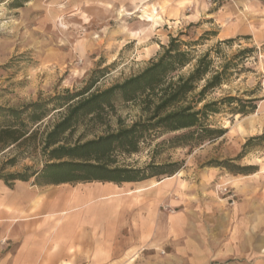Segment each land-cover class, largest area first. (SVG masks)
<instances>
[{
    "label": "rangeland",
    "instance_id": "1",
    "mask_svg": "<svg viewBox=\"0 0 264 264\" xmlns=\"http://www.w3.org/2000/svg\"><path fill=\"white\" fill-rule=\"evenodd\" d=\"M159 1L0 0V106L21 108L67 90H79L97 68L109 67V73L98 84V88H106L140 72L163 52L171 36L186 30L190 24L200 23L196 29L197 54L213 48L215 69L221 70L230 60L233 67L231 75L220 87L207 93L205 101L229 96L258 98L256 111L241 114L237 113L241 103L220 104L219 112L209 115L207 124L226 129L222 137L204 143L190 140L173 146L165 141L170 134L160 133L143 143L138 153L120 156V159L136 167L178 163L180 168L173 175L181 173L180 179L177 178L179 182L192 185H199L203 175L212 170L244 175L215 166L216 161L254 166L255 171L264 169V139L255 140L243 149L251 137L264 134V43L238 36L228 38L233 39L230 43L219 45V41L227 39L217 40L219 28L213 21L203 16L198 22L187 24L182 16H163L166 10L158 5ZM208 2L211 10L239 2H256L264 10V0ZM243 8L248 10L247 5ZM243 49H251V52L236 56ZM119 114L131 123L137 118L138 109L121 105ZM10 120L7 115H0V127ZM41 166V155L31 156L13 146L0 153L2 175ZM173 175L143 181L154 183ZM222 183L232 186L230 181L220 179L210 186L218 197L227 199L218 190ZM232 189L235 192L233 186ZM0 242L5 244L6 239Z\"/></svg>",
    "mask_w": 264,
    "mask_h": 264
},
{
    "label": "crops",
    "instance_id": "2",
    "mask_svg": "<svg viewBox=\"0 0 264 264\" xmlns=\"http://www.w3.org/2000/svg\"><path fill=\"white\" fill-rule=\"evenodd\" d=\"M158 5L187 24L207 17L217 40L264 43L256 2L214 10L208 0ZM180 174L147 184L0 180V264H264V169L212 170L199 185L182 184ZM216 179L231 182L234 204L215 194Z\"/></svg>",
    "mask_w": 264,
    "mask_h": 264
},
{
    "label": "trees",
    "instance_id": "3",
    "mask_svg": "<svg viewBox=\"0 0 264 264\" xmlns=\"http://www.w3.org/2000/svg\"><path fill=\"white\" fill-rule=\"evenodd\" d=\"M199 26L190 24L171 36L163 52L145 68L106 88L100 89L98 84L109 67L97 68L79 90H67L21 108L0 106V115L11 118L0 127V153L13 146L42 157L41 167L0 174V179L7 183L34 179L39 185L93 181L121 184L175 174L178 163L136 167L122 163L120 156L138 153L143 143L160 133L170 134L165 141L173 146L190 140L204 143L218 139L227 130L208 125L207 120L219 112L220 104L241 103L237 113L248 114L256 111L259 101L235 96L205 101L207 93L220 87L233 67L230 60L221 70L215 69L213 48L197 54ZM249 52L251 49H243L236 56ZM121 105L135 106L137 118L127 123L119 114ZM262 139L264 134L251 137L243 149ZM214 164L236 174L255 172L254 166H239L229 160Z\"/></svg>",
    "mask_w": 264,
    "mask_h": 264
},
{
    "label": "built area",
    "instance_id": "4",
    "mask_svg": "<svg viewBox=\"0 0 264 264\" xmlns=\"http://www.w3.org/2000/svg\"><path fill=\"white\" fill-rule=\"evenodd\" d=\"M218 188H219L218 190H219L220 194H222L224 197L229 199L231 204L235 203L236 194L233 191L232 186H230V183H222L218 186Z\"/></svg>",
    "mask_w": 264,
    "mask_h": 264
},
{
    "label": "bare ground",
    "instance_id": "5",
    "mask_svg": "<svg viewBox=\"0 0 264 264\" xmlns=\"http://www.w3.org/2000/svg\"><path fill=\"white\" fill-rule=\"evenodd\" d=\"M156 12V11H155ZM159 13V12H158ZM160 14V13H159ZM158 16V15H157Z\"/></svg>",
    "mask_w": 264,
    "mask_h": 264
}]
</instances>
